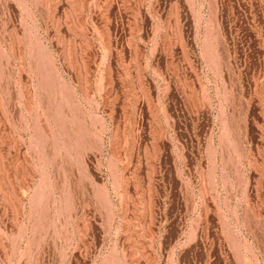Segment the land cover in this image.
I'll return each mask as SVG.
<instances>
[{
	"label": "rangeland",
	"instance_id": "374dc122",
	"mask_svg": "<svg viewBox=\"0 0 264 264\" xmlns=\"http://www.w3.org/2000/svg\"><path fill=\"white\" fill-rule=\"evenodd\" d=\"M0 264H264V0H0Z\"/></svg>",
	"mask_w": 264,
	"mask_h": 264
}]
</instances>
